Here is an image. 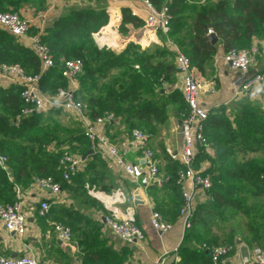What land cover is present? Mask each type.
I'll use <instances>...</instances> for the list:
<instances>
[{
  "label": "trees",
  "instance_id": "obj_1",
  "mask_svg": "<svg viewBox=\"0 0 264 264\" xmlns=\"http://www.w3.org/2000/svg\"><path fill=\"white\" fill-rule=\"evenodd\" d=\"M24 1L26 3L29 0ZM44 1L42 0L43 3ZM150 1L158 8L163 4V0ZM22 2L23 0H0V11L15 12L19 10ZM31 5L37 10L44 9L36 3ZM169 10L172 15L169 37L189 57L192 66L200 73L203 72L205 63L217 54L220 46L224 53L232 48L249 49L253 44L252 36L264 35V0H206L204 2L175 0L169 6ZM108 21L109 16L105 9L77 6L65 9L58 18L46 26L41 41L52 54L55 66L44 74L41 87L44 81L51 82L55 77L65 81L60 71L63 60L76 58L86 60L93 57L99 68L95 72L86 68L76 93L78 98L87 103L91 119L111 112L127 124L130 134L131 130L136 128V122L145 124L164 122L168 116L169 105H176L175 109L180 112L185 104L183 105V98L177 90L170 93L167 101L162 96L154 98L152 95L149 100L143 99L146 94L144 91L150 89L149 91L154 92L151 87L160 78L167 83H173L177 72L174 63L170 61L171 53L163 48L162 54L165 57L162 60L152 64L150 61L153 56H149L145 58L146 64L142 65L144 59L137 56L138 53H135L131 60L127 57L129 50L125 49L122 53L115 54L112 50L99 49L94 43L93 34L105 27ZM127 25L140 28L143 22L133 16L128 8H122L119 30L127 33ZM208 30H212L217 36L219 40L217 44L211 45L209 42ZM0 62L17 63L30 75H35L40 70L35 54L29 48L20 45L17 38L2 29H0ZM132 63L141 64L140 70L122 79L114 78L110 88L104 85L97 92L99 89L97 83L87 86L85 82V79L87 81L95 74L98 75L99 80L103 79L113 67L132 66ZM20 91L17 85L0 90V152L7 158L8 170L6 173L0 168V200L13 203L15 201L14 186L19 185L25 188L37 177H52L60 184L61 189L73 192L74 196L80 195L79 191L85 187L86 183L97 187L100 185V189L107 191L108 184L105 183V173L102 172L105 164L96 153L88 156L90 161H86L83 172L75 174L69 181L62 179L60 158L65 154L83 156L89 150V143L79 131L78 126L67 130L63 136L53 134L51 130L34 136L30 140L33 144L31 147L15 146L14 140H17V135L21 134L26 125L36 123L37 118L44 114L48 113L52 116L54 112H59L56 110L32 114L19 120L17 126L14 125L13 119L19 114L23 105ZM232 111L234 116H227L226 108L220 106L208 112L205 135L212 142L216 155L210 158L202 154L197 159L208 160L209 167L202 173L211 176L212 187L207 192L209 199L198 208L191 228L186 230L184 241L195 240L197 244L202 245L204 239L197 229L198 224L203 222L198 217L201 209L210 208L212 213L219 216L223 214L224 209H232L250 218L247 232L257 246L264 248V209L259 207L257 210L253 209L257 200L264 199V116L256 105L246 100H239L232 104ZM230 117L233 118L236 128H233ZM52 143L56 144V147L49 150L48 146ZM238 155L242 157L253 155V157L240 165L236 161ZM95 162H100L101 165L98 166ZM91 171L93 178L89 176ZM9 176L13 182L10 181ZM246 193L250 194V217L247 204L242 200ZM65 215L75 225L82 220L79 212L73 208H70ZM201 253L209 259L206 250L201 249Z\"/></svg>",
  "mask_w": 264,
  "mask_h": 264
},
{
  "label": "crops",
  "instance_id": "obj_2",
  "mask_svg": "<svg viewBox=\"0 0 264 264\" xmlns=\"http://www.w3.org/2000/svg\"><path fill=\"white\" fill-rule=\"evenodd\" d=\"M91 1L89 7L105 9L109 16L108 24L98 33L93 34L94 43L99 49L109 47L113 51L118 48L120 52L127 45V40L135 41L136 36L145 44L152 40L155 41V39L158 40L157 34L159 32L146 30L143 26L141 28H134L132 25H127L129 35L122 36V40L118 38L120 36L119 26L122 8H128L133 16L142 20L144 25V18L147 13L145 7L137 0ZM204 1L206 0H201V2ZM44 2L46 3V0ZM77 6L79 5L76 0H59L48 11L37 10V8L33 7L31 9H20L18 13L30 20L31 28L29 36H31L40 29L44 30L65 9ZM141 30H145L144 35L141 34ZM164 39V48L171 53L172 57L170 61L174 63L173 46L167 43L165 37ZM218 41L217 39L215 44ZM18 42L20 45L28 48L30 39L29 37H24L18 39ZM251 42L257 45L259 55L257 56L256 64L250 69V75L255 71H264V35L252 36ZM223 54L224 51L220 46L217 54L205 63L202 73L193 67L195 77L203 84L200 96L201 105L208 112L211 109L224 106L226 108V115L234 116L232 104L239 100H246L250 104L256 105L261 115L264 116V87L262 86L257 91H251L248 94L236 95L233 83L237 80L241 81L239 72L233 79L228 76L230 70L226 62L221 58ZM162 84L163 86L165 85L166 90H164V93L166 98L173 90H177L182 98V94L178 88L179 85H177V73L174 75L173 83L164 81ZM14 85L6 81L2 85V89H8ZM65 85L67 87L66 82ZM211 88H213V91H210ZM169 106L172 107H167L171 113L168 114L164 122L151 123L154 124V130L150 133L152 138L150 145L159 162L161 172L173 177L181 169L182 163L179 160L172 159L169 152L175 153L180 150L181 136L179 132V112L175 109L176 105ZM56 110L64 112L60 109H53L49 112ZM64 113L73 118L74 125L78 126L81 132L82 128L79 121L70 113ZM230 120L232 121L233 128H236L232 117H230ZM129 130L127 124L122 119L118 122L110 123L105 127L106 135L118 142L124 150L127 149L126 151L128 152H126L127 154L124 157L125 162L137 163L140 160V153H135L129 149ZM202 154L214 158L216 155L215 149L213 155L198 153L192 162L193 169L205 172L209 167L208 160L205 158L197 159ZM250 156V158L253 157V155ZM87 160H89L88 156L85 159V167ZM103 163L105 166L102 170L105 173L104 181L108 184L107 191L100 189L96 185H90L93 188L92 191H88L87 193L89 199L86 201L84 207L81 208L74 203L72 199L73 192L71 191L61 189V194L58 197H53L48 192H43L38 195L41 199L45 198L50 201V213L48 216H42L39 214L38 206H28L26 208V211L29 213L26 234L17 236L5 233L0 223V255L7 258H17L23 255L33 256L43 262V264H159L161 260L162 264H214L211 262L209 255H207L209 259H206L205 255L201 253V245L197 244L195 240L184 241L186 230L182 227L178 212L181 207L182 190L191 188L189 182L178 185L172 180L159 188L144 184L142 179L138 181L129 179L120 170L112 167L110 163L104 160ZM128 196L130 197V201L127 199ZM205 202L203 199L199 201L196 209L198 210ZM70 208L79 212L82 217V220L77 225L72 223L65 215L67 211H70ZM152 209L157 210L161 214L163 221L171 224L172 228L169 231L159 233L154 230L149 220ZM108 214L113 215L117 219H133L144 232L145 239L132 244L121 242L104 225L103 217ZM52 222H62L67 226L69 225L68 227H71L70 229L73 233L72 241L68 243L61 242L54 235L47 238L46 236ZM230 243L236 245L237 249L240 250L239 256L243 257L250 255L253 248L257 246L252 241L251 235L250 241L236 239ZM237 256L238 253L231 254L217 264H238Z\"/></svg>",
  "mask_w": 264,
  "mask_h": 264
},
{
  "label": "built area",
  "instance_id": "obj_3",
  "mask_svg": "<svg viewBox=\"0 0 264 264\" xmlns=\"http://www.w3.org/2000/svg\"><path fill=\"white\" fill-rule=\"evenodd\" d=\"M59 0H46L49 8H52ZM79 6H90L91 0H76ZM146 10L144 18V29L159 32L170 46H173L175 55V69L177 72L179 90L184 101V108L178 113L179 132L181 136V148L179 151L169 155L172 159L182 163L174 177L163 174L160 170L159 162L151 148V134L134 128L130 132L129 149L135 153H140V160L137 163L125 162L124 156L128 152L122 146L106 135L105 127L113 122L120 121L113 113L107 112L102 117L91 119L88 114L87 104L77 97V78L83 71V60L67 59L61 63V77L67 83L64 89H57L54 94L46 93L41 87V80L44 74L55 66V61L48 47L41 41L43 29L29 36L31 22L22 17L18 12L0 11V29L8 32L17 39L29 37V49L35 54L39 61V72L35 75L27 74L22 66L17 63L8 64L0 62V90L4 82L9 81L19 86L20 98L23 103L19 114L13 119V124L18 125L22 118L32 114L46 113L53 109H60L73 115L79 121L82 128L81 133L89 143V150L98 154L104 161L110 163L112 167L120 170L124 176L138 181L143 180L144 184L163 187L170 181L182 185L185 182L191 184V188L182 190L181 207L178 217L181 220L184 230L192 226V220L196 213L197 203L202 199L207 201V192L212 187V178L209 174H203L192 168V162L198 153L208 155L214 154L212 143L205 135V123L208 118V110L200 103L201 89L203 84L198 81L193 72V66L189 57L173 43L170 39V22L172 15L169 6L175 0H163L161 7H156L150 0H137ZM212 30L207 31L208 35ZM259 50L257 45L252 44L249 49L232 48L222 55V60L226 62L232 70L239 72V78L233 83L235 94H248L264 87V71H255L250 75V69L256 64ZM213 91V88L210 89ZM264 110V107H263ZM61 146V145H60ZM56 144L48 146L53 150ZM7 158L0 152V168L8 172L6 167ZM109 164V165H110ZM59 166L62 179L69 181L72 176L82 172L85 168V160L80 155L65 154L60 158ZM11 182L13 179L9 176ZM48 192L53 197L61 194V186L52 177H37L28 188L14 186L15 201L13 203L0 204V223L3 231L8 234L23 236L28 230V206H38L39 214L47 216L50 212L51 204L48 199H41L39 193ZM206 194V195H205ZM150 224L159 233L169 231L171 224L163 221L161 214L152 209L150 214ZM104 225L106 229L118 237L125 244L141 242L145 239L144 232L131 218L117 219L113 215H104ZM54 235L61 242L72 241L71 229L59 222H52L47 233V238ZM206 250L214 264L222 262L229 255L238 253V264H264V248L256 246L250 255L239 256L240 250L234 243H223L209 246L202 244L200 247ZM0 264H43L33 256H21L17 258H7L0 255ZM162 264V260L159 262Z\"/></svg>",
  "mask_w": 264,
  "mask_h": 264
},
{
  "label": "rangeland",
  "instance_id": "obj_4",
  "mask_svg": "<svg viewBox=\"0 0 264 264\" xmlns=\"http://www.w3.org/2000/svg\"><path fill=\"white\" fill-rule=\"evenodd\" d=\"M29 1H31V2H29ZM29 1L24 3L25 1L23 0V2H22L23 4L19 8V10L24 9V8H30V9L33 8L34 6L31 5L32 3H36L37 5L41 6L40 8H42V9L44 8L43 11H46V10L48 11V9H49V4L47 2L43 3L42 0H29ZM30 6H32V7H30ZM19 10L15 11V12H19ZM42 19H43V17H42ZM135 30H137V29H135ZM119 32H120V36L118 38H121V40H122V36L124 37L126 35H129L128 32L125 33V32H121L120 30H119ZM144 32H145V30L142 31L141 34L144 35L145 34ZM157 37H158V40L155 39V41L152 40V41H149V43L145 44L141 39H138L136 36L135 41H130L129 39L127 40V45L124 46V49L122 51L119 52V49L117 48V49L113 50V52L115 54H120L125 49L129 50L127 57L130 58L131 60L133 59L135 53H138L136 55L141 56L144 59L142 61V65L146 64L145 58H147L149 56H153V58L151 59L150 62L152 64H155L158 60H162L165 57V55L162 54V50H164L163 48H164V44H165L164 43V41H165L164 36L159 33V34H157ZM117 40H119V39H117ZM154 42H158V43H154ZM129 45H132V46L129 47ZM117 47H118V45H117ZM102 50H112V49L109 47H105ZM83 60H84V68H83V71L80 73V75L77 78L78 84H79L81 78L84 76V74L86 72V68L88 70L93 71V72L97 71L99 68L98 63L94 60L93 57H89L86 60L85 59H83ZM11 64H13V63H11ZM131 65L132 66L127 65L125 67H117V68L113 67L111 69V71L108 73V75L106 77H104L103 79L99 80L98 75L95 74L94 77H92L91 79H89L87 81L85 79V82L87 83V86L88 85L90 86L93 83H97V87L99 88L97 90V92L99 90H101V88L104 85H106V88H110V86L112 85L111 81L114 78L122 79L123 77H127L129 74L133 75L136 70H140V68H141V66H140L141 64L134 65L132 63ZM226 65H227L228 69L230 70V73L228 74V76L232 77V79H233L238 72L235 70H232L227 63H226ZM129 70H131V72H127ZM163 82H164L163 78H160L157 82L153 83V86L151 88H153L154 92L149 91L150 89L148 91H144L146 94L144 95L143 99L149 100L152 96H154V98H158V97L162 96V98L164 100H168L166 98L165 93H164V90H166V89H165V85L163 86V84H162ZM65 87H66V85L64 84V82L60 78H56V77L53 78L51 80V82L48 80L47 82L44 81L42 83L43 90L48 94H54L57 91V89H64ZM85 100H87V98H85ZM124 107H126V106H124ZM169 108H172V107H169ZM167 112H168V114L171 113L169 109H167ZM73 122L74 121H73V118L71 116H67L66 113L61 112V111H59L57 113L54 112L52 114V116H49L48 113L44 114L43 116H40L39 118H37L36 123L26 125L23 128V131L20 132L21 134L17 135L18 138H17V140H14V144H16L15 145L16 147H19L21 145L31 147V146H33V144L30 142V140L34 136L40 135V134H42L44 132H48L50 130L53 132V134L63 136L67 130H71L72 128H75V125ZM135 127L140 129V130H143L145 132L147 131L149 133L153 132V130H154V124H145L142 122L141 123L136 122ZM176 136H177V134H176ZM177 138H178V136H177ZM156 139H157V137H156ZM126 154L127 153H125V155ZM250 157H251L250 155H247L245 157L238 155L236 158V161H238V163L241 165V164L247 162L246 160H249ZM99 163L100 162H95V164L100 166L101 164H99ZM92 174L93 173L91 171L89 176H92V178H93ZM99 187H100V185H99ZM92 188H91L90 184L86 183L85 187L79 191L80 195H77V194H75V196H74V194L72 195V199L74 200V203L81 208L84 207V205H86V201L89 199L87 193H88V191H92ZM246 188H248V186H246ZM242 200H244V202H246V204H247V207L249 209V211H248L249 215L248 216L250 217V205H251L250 194L246 193L245 196L242 197ZM5 202H7V201H5V200L1 201L0 200L1 204L5 203ZM256 202L257 203L253 206L254 210H257L258 207L260 209H264V199H259ZM198 217H200L203 220V222L199 223L198 227H197L199 233L202 235V237L204 239L202 241L203 242L202 244L205 243L209 246H212V245H217V244L234 242L236 239H238V240H250V235L247 232V227H248V225H250V218H246L241 213H237L236 211H234L232 209H224L223 214L219 216V215L212 213L210 211V208H203V209H201L200 215Z\"/></svg>",
  "mask_w": 264,
  "mask_h": 264
},
{
  "label": "water",
  "instance_id": "obj_5",
  "mask_svg": "<svg viewBox=\"0 0 264 264\" xmlns=\"http://www.w3.org/2000/svg\"><path fill=\"white\" fill-rule=\"evenodd\" d=\"M208 39H209V42L211 43V45H214L215 43H216V41H217V36L214 34V33H212V34H210V35H208ZM94 152L90 149V150H88L84 155H83V160H85L86 158H87V156H89V155H91V154H93ZM127 199H128V201H130V197L128 196L127 197ZM136 203V202H135ZM141 203V202H140Z\"/></svg>",
  "mask_w": 264,
  "mask_h": 264
}]
</instances>
